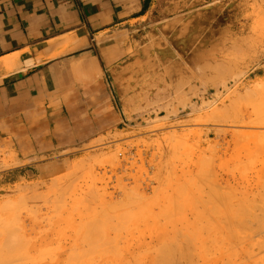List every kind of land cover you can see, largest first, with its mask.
<instances>
[{"label": "rangeland", "instance_id": "1", "mask_svg": "<svg viewBox=\"0 0 264 264\" xmlns=\"http://www.w3.org/2000/svg\"><path fill=\"white\" fill-rule=\"evenodd\" d=\"M193 1L116 38L113 127L35 174L0 142V264H264V0Z\"/></svg>", "mask_w": 264, "mask_h": 264}, {"label": "crops", "instance_id": "2", "mask_svg": "<svg viewBox=\"0 0 264 264\" xmlns=\"http://www.w3.org/2000/svg\"><path fill=\"white\" fill-rule=\"evenodd\" d=\"M154 0H0V142L35 174L116 123V38ZM100 108V109H99ZM28 176V175H27Z\"/></svg>", "mask_w": 264, "mask_h": 264}, {"label": "bare ground", "instance_id": "3", "mask_svg": "<svg viewBox=\"0 0 264 264\" xmlns=\"http://www.w3.org/2000/svg\"><path fill=\"white\" fill-rule=\"evenodd\" d=\"M197 0H194L193 2H196ZM199 1V0H198ZM209 2V1H215V0H204V2ZM234 1V3L233 4H236L235 2L237 1V0H233ZM203 2V1H202ZM199 3V2H198ZM213 3V2H212ZM196 4V3H195ZM209 4H211V2L209 3ZM201 5V4H200ZM214 5V4H213ZM216 5V4H215ZM219 5H220V2H219ZM222 5V4H221ZM221 5H220V7H215V8H213L212 10H210V17L211 18H217L218 17V15H220V14H218L219 12H220V10L222 11V15H223V10L221 9ZM190 7V6H189ZM212 7V6H211ZM210 6H209V8H211ZM223 8V7H222ZM207 9V8H206ZM200 12H202V11H200ZM195 13V12H194ZM199 13V12H198ZM209 13V12H208ZM238 13V12H237ZM203 14V13H202ZM201 14V15H202ZM206 14V13H205ZM199 15H200V13H199ZM198 15V16H199ZM200 15V16H201ZM221 15V16H222ZM205 17H206V15H205ZM189 18V17H188ZM201 18V17H200ZM199 18V20H204V16L202 17V19H200ZM208 18H209V16H208ZM195 20H198V19H195ZM206 20V19H205ZM190 21H192V20H190ZM210 21H211V19H210ZM209 21V22H210ZM212 22H218V20H216V21H212ZM193 23H194V20H193ZM211 23V22H210ZM210 23H208V24H210ZM195 31V30H194ZM210 31V30H209ZM245 31V25H243L242 26V29L240 30V32H244ZM195 33V32H194ZM194 35V34H193ZM196 36H194V38H195ZM196 39V38H195ZM183 40L184 41H182V42H180L181 44H183V45H188L187 43H189L190 41H191V37H190V39H188V40H186V39H184L183 38ZM200 47L199 46H197L196 47V50H198ZM196 54H194V56H193V58H192V61L194 62V63H196L197 61V59L200 57V50H198L197 52H195ZM169 78L171 79V81L175 84V83H177V81L175 80V78L176 77H173V75H169ZM180 232V231H179ZM205 233H206V231H205ZM132 240V239H131ZM205 247V244L203 243L202 244V246H201V248L202 247ZM202 250V249H201ZM134 254V253H133ZM137 256V255H136ZM136 256H134V257H136ZM133 257V256H132ZM125 258V257H124ZM204 258H203V255H202V260H203ZM201 260V259H200ZM126 261H127V259H126Z\"/></svg>", "mask_w": 264, "mask_h": 264}]
</instances>
